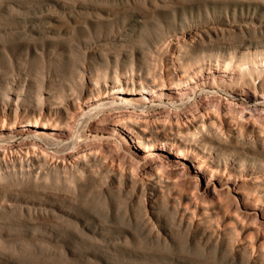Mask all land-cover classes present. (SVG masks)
Instances as JSON below:
<instances>
[{"label": "bare ground", "instance_id": "6f19581e", "mask_svg": "<svg viewBox=\"0 0 264 264\" xmlns=\"http://www.w3.org/2000/svg\"><path fill=\"white\" fill-rule=\"evenodd\" d=\"M182 1L190 2V11H197L202 19L188 23L177 16L178 23L173 19L169 26L151 36L145 34L149 18L168 13L174 16L173 0H38L36 6L47 5L53 10L34 13V29L30 30L34 40L26 41L23 51L25 60L47 62L40 77L34 74V82L27 77L16 78L14 66L22 71L21 63L13 64L8 58L15 49L5 43L6 39L0 41V59H3L0 70L5 69L4 59L11 66V76H0V113L7 119V124L0 126V142L61 146L71 124L80 125L87 117L92 119L115 110L126 112V116L143 114L157 104L172 107L175 101L204 91L225 96L227 89L243 93L246 103L241 118L240 114L238 117L229 114L231 108L227 113L223 101L214 110L202 108L199 101L196 113L183 118L181 124L162 120L163 123L159 120L149 124L140 114L136 120L122 117L124 113L119 116V112L109 115L107 126L121 128L120 136L133 139L127 149L136 159L135 166L149 172L148 177L141 178L135 172L116 168L110 180L119 192L128 188L131 198L136 195L141 208L136 215L141 216V227L150 238L168 245L181 233L187 241L196 242L203 249L208 247L215 258L226 263L264 264V127L253 123L254 118L250 120V115L264 110V43L243 40L240 46L233 47L220 42L224 33L242 35L255 23L261 27L263 22L258 16L244 11L248 10V3L257 0L224 1L220 5L215 0ZM5 4L18 13L10 4L23 7L20 2L5 1ZM124 12L131 19L128 28L119 31V26L113 25ZM2 33H6L4 29H0L1 38ZM92 40L100 45L98 53L96 48H90ZM147 42L149 45L144 47ZM106 43L114 44L117 54L107 52L103 48ZM78 49L84 50L87 61L78 62ZM158 57L159 68L154 63ZM62 68L69 70L64 80ZM32 87L33 107L20 112L19 109L17 115L16 109L29 101ZM3 119H0L2 123ZM5 130L11 132L5 134ZM94 154L88 157L80 154L82 157L78 156L72 163L76 174L69 181L73 185L84 187L91 174L89 160L98 161ZM59 169L60 166L57 172ZM178 183L184 187L182 191ZM72 191L68 189L71 195L75 194ZM170 192L175 197L171 198ZM168 209L171 226L159 214ZM44 210L53 220H64L67 224L65 217L71 218L83 232L106 238L103 228L97 230L55 202L47 203L39 198L35 211ZM136 215H132L134 225L138 220ZM250 218L257 224H251ZM48 232L53 239L58 237L54 227ZM123 241L127 242L126 236Z\"/></svg>", "mask_w": 264, "mask_h": 264}, {"label": "rangeland", "instance_id": "374dc122", "mask_svg": "<svg viewBox=\"0 0 264 264\" xmlns=\"http://www.w3.org/2000/svg\"><path fill=\"white\" fill-rule=\"evenodd\" d=\"M5 1L20 2L23 7L18 8L10 4L15 10H19V13L11 11L7 8ZM37 1L0 0V29H4L8 34V36H4L7 34L2 33L3 38L0 37V41L1 39H6L5 43L11 44L15 52L13 54L11 52V54L8 53L11 56V58L10 56L8 58L12 59L13 64L19 61L21 63L20 68H22V71H20L18 67L14 66L16 71L13 70V74L15 72V77H22L21 80L23 77H27L33 82L34 74L39 78L41 70L47 66V62H41L36 59L25 60L23 44L26 41L34 40V35L30 32L32 28L34 29V13H52L53 10L47 5L36 6ZM173 1L176 7L175 15L171 16L168 13L165 16L149 18L146 35L155 36L160 29H165L169 26L173 19L178 23L177 16L185 18L188 23H195L199 18L202 19V15H198L197 11H190V2ZM215 1L218 2H216L217 4H222L224 1L225 3H234L233 0ZM248 4L250 6L248 10H244L245 13L258 16L263 22V26L261 25L260 27L255 23L253 24L254 26L252 25L253 28H250L248 32L242 35L240 33H224L221 38L222 41L220 39V42H224L223 45L238 47L243 40L264 43V0H259V2L257 0ZM130 19L128 13L124 12L118 16V23L113 26H119L117 27L119 31H125L128 28ZM106 44H104L103 48L105 47L104 49L107 52L117 54L118 48L114 44ZM148 45L149 43L147 42L144 47ZM90 48H96L98 53L100 45L96 43V40H92ZM83 51V49L76 51L79 63L88 60V56ZM158 58L156 59L158 61L154 63L160 66L161 62L160 58ZM4 61L7 63H3L5 69L0 70V76L6 78L11 76V66L8 63L9 60L4 59ZM67 71L69 70L64 68L60 71L63 80ZM18 73H20V76ZM29 90L32 95L28 98L29 101L24 104L25 106L23 105L16 109L17 115L23 109L31 110L34 105V87ZM204 92L198 93L199 95L196 94L195 97L190 95L180 99V101L177 100L175 101L176 105L174 104L172 107H168V104L167 106L157 104L144 112V115L136 112L134 113L135 115L130 113L131 115L128 114V116H131L130 118L133 120L140 119V116H145V118L141 119H144L143 121L147 120L148 122H145L149 124H154L159 120V122L163 121L164 123L168 121L169 123L177 122L181 124L183 118L196 113V105L199 101L202 103V108L208 110L216 109L217 104L223 101L222 105H224L227 113L231 108L229 114L231 113L234 117H238L240 114L239 118H241L245 115L242 112L243 104L246 103V97L243 93L241 94L231 89L226 90V96L209 93V91L204 94ZM188 99L190 100L187 101ZM181 100H184L183 104L180 103L182 102ZM115 112L118 113L119 111L115 110L110 112V114L104 113V115L101 114L97 117L93 116L91 117L92 119L87 117L80 125L71 124L70 129H68L70 136L68 135L62 140V144L65 143L61 146H59L60 144L57 146L45 145L41 142L37 143L39 145L36 144L34 146L12 140L10 142L8 140L0 142V264H229L221 261L218 257L215 258L208 247L203 249L202 246L196 245V242L187 241L181 233L175 236L177 238H174L176 240H174V243L170 242V244L166 245L167 243L162 242V240H158L160 241L158 243L157 239L153 238V240L147 232H144L145 230L141 227L142 223L139 221L141 216L138 217L136 215L141 210L137 205L136 195L131 198L130 191H127L128 188L119 192L118 189L116 190V184L111 183L110 180L112 172L116 168H120L119 170L122 172H130L132 174L135 172V176L141 178L149 175V172H144L147 169L145 170L140 165L135 166L137 164L136 159L131 151L127 149V144H130L133 139L120 136L119 133L123 132L121 128L110 129L107 126L106 121L110 122L109 119L117 114ZM121 113L118 115L120 116L124 112ZM109 115H111L110 118H108ZM123 115L122 117H128L126 116L127 113L125 116ZM250 117V120L254 118V120H251L253 123L262 124L261 126L264 127V110L259 114L250 115ZM0 119L4 120L3 123L0 120V126H5L7 124L6 115L1 114ZM72 126H78V129L76 130L75 127L73 129ZM81 130L83 131L81 132ZM7 131L11 132L5 130V134H9ZM89 152L95 153L94 155H97L96 159L98 161L95 160L94 163V161L89 160L90 163L88 162V164H90L89 168L91 167V174H89L86 185L84 184V187L81 188L80 186L79 188L73 185V182H70L73 179L72 177H75L74 174H76V169H74L75 167L72 163H75L76 158L82 157L80 154H83V157H88L90 155ZM40 158L42 159L40 160ZM38 159L40 160L39 162ZM53 164V167H56L55 171L53 170L54 168H51ZM55 164L60 166L58 172L57 168L59 166ZM62 165L65 167H62ZM175 178L179 180L178 176ZM178 180L177 182H180L181 179ZM71 185L76 189L70 188ZM177 186H180L179 183ZM182 188L184 189L183 186H180L178 189L182 191ZM189 188L193 189L191 186ZM68 189L75 191V194L71 195ZM192 191L195 190L193 189ZM172 195L175 197L170 192V197ZM39 198L47 203L55 202V204L62 206L71 215H75L80 221L93 228L96 227L97 230L103 228L106 238L103 240V238L100 239L97 236L83 232L81 226L71 218L65 217L67 220L66 224L64 220H53L50 215H47L48 213L45 210L38 213L35 208L36 201ZM224 200V203H227L225 198ZM133 212L138 218L135 225V221L132 218V215L135 216ZM159 214L167 226H171L170 209L166 212L160 211ZM249 222L253 225L257 224L254 218H250ZM51 227L57 230V240L51 237L53 235H49L48 230ZM171 230L175 233L173 228ZM122 236L127 237V242L123 241Z\"/></svg>", "mask_w": 264, "mask_h": 264}]
</instances>
